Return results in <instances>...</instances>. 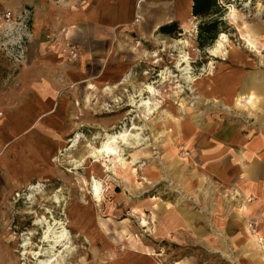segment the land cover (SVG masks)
<instances>
[{"label": "rangeland", "instance_id": "374dc122", "mask_svg": "<svg viewBox=\"0 0 264 264\" xmlns=\"http://www.w3.org/2000/svg\"><path fill=\"white\" fill-rule=\"evenodd\" d=\"M232 1L225 17L231 32L219 35L210 47H198L197 26L187 34L177 31L146 41L123 38L118 44L127 61L117 63L123 69L116 85L99 92L75 87L73 104L63 110L65 141L52 159L51 174L16 183L0 205V264H42L54 254L53 264H106L124 252H140L158 264H238L232 246L242 229L237 217H219L222 205L239 198L230 187L234 175L202 151L214 131L251 120L215 92L224 76L264 69V0ZM55 19L61 16L49 22ZM34 22V9L27 4L0 8V99L9 95L20 70L28 68ZM243 22L260 33L257 42L246 38L253 47L240 39L237 29ZM69 43L78 47L68 40L61 52L67 53ZM234 53L245 61L234 62ZM121 134L127 141L113 145L116 155L93 156ZM76 211L83 216L84 234L71 228ZM42 218L68 229V244H62L67 246L54 254L44 243L46 227L38 225ZM28 239L29 253L23 257ZM260 255L264 259L263 250Z\"/></svg>", "mask_w": 264, "mask_h": 264}, {"label": "crops", "instance_id": "0c3cea01", "mask_svg": "<svg viewBox=\"0 0 264 264\" xmlns=\"http://www.w3.org/2000/svg\"><path fill=\"white\" fill-rule=\"evenodd\" d=\"M66 1L0 0V8L26 4L33 7L35 20L28 46V68L20 70L9 95L0 99V205L16 183L25 184L51 174L52 159L65 141L63 110L73 104L75 87L99 92L116 85L123 69L117 63L127 61L124 52L130 51L124 49L123 55V45L118 41H146L163 35L160 28L172 24L177 25L179 33L187 34L202 21L193 16V0H69L62 5ZM59 15L60 20L49 22ZM243 25L237 29L241 41L257 42L260 33L244 22ZM241 30L247 36L241 35ZM68 40L78 45L80 57L76 64L68 63L67 53L61 52ZM132 50H136L134 46ZM232 55L234 62L246 59L238 53ZM260 57L263 66L264 57ZM240 74L225 75L220 89L214 91L218 90L232 110L248 112L244 116L251 120L227 123L220 133L214 131L212 142L205 141L202 151L206 159H220L216 164L226 166L234 175V179L229 177L230 187L239 198L222 205L219 217H237L242 229L232 246L240 257L238 264H264L260 255L263 249L246 229L247 221L255 222L259 236L264 238V69ZM207 93L211 94L208 89ZM224 108L229 109L226 105ZM183 127L190 131L188 125ZM106 264L158 263L140 252H124Z\"/></svg>", "mask_w": 264, "mask_h": 264}, {"label": "bare ground", "instance_id": "6f19581e", "mask_svg": "<svg viewBox=\"0 0 264 264\" xmlns=\"http://www.w3.org/2000/svg\"><path fill=\"white\" fill-rule=\"evenodd\" d=\"M233 6H231L230 8H232ZM229 8V10H231ZM231 14L235 17L236 14H237V11L235 9H232V12ZM242 34V32H241ZM223 36V35H222ZM247 44L251 47H253L254 45L249 41V40H246ZM223 46V42L219 41L218 42V46H217V51H221V48ZM215 52V51H214ZM148 90H149V93L153 94V88L152 87H148ZM150 103H146L145 105H149ZM127 136L125 134H121L120 136H114V137H110V139L108 140V142L104 145L103 147V150H100L98 151L97 153H94L93 156H97V155H104L106 157H110V156H113V155H116L117 152H116V148L113 147V145H117L119 144V140H122L124 142L127 141ZM34 189V188H33ZM95 192H94V198H98L99 197V188H98V185L95 183ZM154 200V199H153ZM56 203H59L61 204V201H60V198L56 197ZM76 218L75 219V222L72 224L71 228L72 229H75L80 231L82 234L85 233L84 229L82 227H80V222H81V217L82 214H81V211H76ZM38 225H45L46 227V231L44 232V243L46 244H49L51 245V254L57 252V248H59V246L61 247H66L67 246V242L68 241V238H69V235H68V229L67 227L62 223V222H57L55 221L54 222V225H52L46 218H42L41 220L38 221ZM56 226H59V228H55ZM60 230V231H58ZM251 233V232H250ZM255 239H256V242L259 244L260 241H263V237H260L259 235L256 237V236H253ZM86 240L91 242V240L89 239V237L86 235ZM67 243L65 245H62L64 243ZM29 245H30V241L29 239L28 240H25L24 241V244L22 246L23 248V254L22 256L23 257H26V255H28L29 251H28V248H29ZM259 246L262 248V246L259 244ZM31 247V246H30ZM31 255V254H30ZM56 257V255L54 254L53 256L49 257V259L45 262H43L42 264H53L54 261L53 258ZM41 258V256H40ZM58 264V263H57Z\"/></svg>", "mask_w": 264, "mask_h": 264}, {"label": "trees", "instance_id": "16d2710c", "mask_svg": "<svg viewBox=\"0 0 264 264\" xmlns=\"http://www.w3.org/2000/svg\"><path fill=\"white\" fill-rule=\"evenodd\" d=\"M232 0H193V16L202 19L198 25L197 43L200 49L210 47L221 34H229L225 17ZM177 25L172 24L161 27L160 34L173 35L178 31Z\"/></svg>", "mask_w": 264, "mask_h": 264}, {"label": "built area", "instance_id": "2783aa9c", "mask_svg": "<svg viewBox=\"0 0 264 264\" xmlns=\"http://www.w3.org/2000/svg\"><path fill=\"white\" fill-rule=\"evenodd\" d=\"M10 15L7 16L8 19H10ZM66 52H67V59L69 62H75L79 58V50L78 47L73 45V44H67L66 45ZM249 231L251 232L250 234L252 236H258V231H257V223H250L249 224ZM263 241H260L259 244L262 246V249L264 251V238H262Z\"/></svg>", "mask_w": 264, "mask_h": 264}]
</instances>
